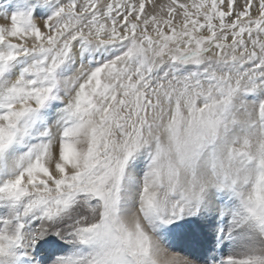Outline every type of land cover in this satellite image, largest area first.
Listing matches in <instances>:
<instances>
[{"label": "snow or ice", "instance_id": "snow-or-ice-1", "mask_svg": "<svg viewBox=\"0 0 264 264\" xmlns=\"http://www.w3.org/2000/svg\"><path fill=\"white\" fill-rule=\"evenodd\" d=\"M15 5L0 264H264V0Z\"/></svg>", "mask_w": 264, "mask_h": 264}, {"label": "rangeland", "instance_id": "rangeland-1", "mask_svg": "<svg viewBox=\"0 0 264 264\" xmlns=\"http://www.w3.org/2000/svg\"><path fill=\"white\" fill-rule=\"evenodd\" d=\"M15 2L16 0H1L0 8H2L5 12L11 13V11H13L16 7Z\"/></svg>", "mask_w": 264, "mask_h": 264}, {"label": "bare ground", "instance_id": "bare-ground-1", "mask_svg": "<svg viewBox=\"0 0 264 264\" xmlns=\"http://www.w3.org/2000/svg\"><path fill=\"white\" fill-rule=\"evenodd\" d=\"M0 2H1V0H0ZM2 10V8H0V12H5V11H1ZM10 14V13H9ZM9 21H7V20H5L4 18H3V16H0V24H4V23H8Z\"/></svg>", "mask_w": 264, "mask_h": 264}]
</instances>
